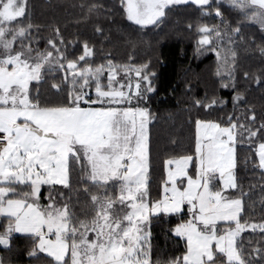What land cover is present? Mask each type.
Segmentation results:
<instances>
[{"label": "snow or ice", "instance_id": "obj_1", "mask_svg": "<svg viewBox=\"0 0 264 264\" xmlns=\"http://www.w3.org/2000/svg\"><path fill=\"white\" fill-rule=\"evenodd\" d=\"M225 4L235 26L224 18ZM178 5L220 19L198 26L197 51L215 55L221 87L235 92L234 111L195 120L190 149L163 160L152 198L149 64L108 57L97 64L94 44L67 41L59 28L41 48L29 0H0V217L7 220L0 246L10 251L13 234H25L33 241L28 255L45 254L48 264H264V219H244L248 194L237 175L245 144L255 145L253 167L264 175V113L236 111L248 102L247 89H238L235 49L247 24L264 31V0H119V11L145 29ZM242 75L264 88V72ZM195 103L207 110L217 101ZM165 216L178 219L169 231L183 251L153 260L152 224ZM246 231L261 237L251 251Z\"/></svg>", "mask_w": 264, "mask_h": 264}, {"label": "trees", "instance_id": "obj_2", "mask_svg": "<svg viewBox=\"0 0 264 264\" xmlns=\"http://www.w3.org/2000/svg\"><path fill=\"white\" fill-rule=\"evenodd\" d=\"M93 5L96 8L89 12ZM222 11L225 20L235 26L236 14L229 11L226 4ZM29 16L31 23L40 28L41 48L53 35V29L59 28L67 41L87 39L94 44L97 64L106 63L105 57L113 59L116 64H149V71L155 74L152 78L155 91L149 94L146 105L153 117L149 124V191L152 198L160 194L163 160L190 149L195 120L226 119L234 111L232 96L235 92L221 87L222 78L216 74L215 55L197 51L198 26L219 25L220 19L214 15H202L194 5H178L168 12L162 23L145 29L130 26L119 11V0H29ZM97 25L103 27V35L94 32ZM235 49L238 89H247L245 95L248 102L247 105L241 103L236 111L254 107L259 116L264 113V88L244 80L242 74L245 71L257 75L264 72V53L261 51L264 49V32L258 25L247 24L241 37L237 38ZM69 51L78 54L80 49L78 45H70ZM223 79L227 80L226 77ZM213 99L217 104L207 110L195 103L199 100L208 104ZM221 101L225 103L221 104ZM254 147L245 144L238 148L240 162L237 175L243 191L248 194L245 197L244 219L258 222L264 219V175L253 167ZM178 222L174 216H165L153 222V260L167 261L181 255L183 242L169 231ZM6 223L7 220L0 217V232ZM260 239L259 233H242L243 245L248 251L258 247ZM32 247V239L14 233L11 250L0 248V257L4 264H48L50 258L42 253L39 259L28 255ZM252 258L259 260L255 253Z\"/></svg>", "mask_w": 264, "mask_h": 264}, {"label": "crops", "instance_id": "obj_3", "mask_svg": "<svg viewBox=\"0 0 264 264\" xmlns=\"http://www.w3.org/2000/svg\"><path fill=\"white\" fill-rule=\"evenodd\" d=\"M3 218V217H2ZM16 234H19V235H25V234H21V233H16ZM4 248V247H3ZM43 255H45V254H43ZM46 256V255H45Z\"/></svg>", "mask_w": 264, "mask_h": 264}, {"label": "built area", "instance_id": "obj_4", "mask_svg": "<svg viewBox=\"0 0 264 264\" xmlns=\"http://www.w3.org/2000/svg\"><path fill=\"white\" fill-rule=\"evenodd\" d=\"M0 248H3V246H0Z\"/></svg>", "mask_w": 264, "mask_h": 264}, {"label": "rangeland", "instance_id": "obj_5", "mask_svg": "<svg viewBox=\"0 0 264 264\" xmlns=\"http://www.w3.org/2000/svg\"><path fill=\"white\" fill-rule=\"evenodd\" d=\"M227 5V4H226ZM264 32V31H263Z\"/></svg>", "mask_w": 264, "mask_h": 264}]
</instances>
